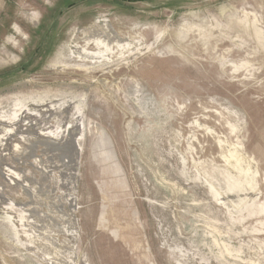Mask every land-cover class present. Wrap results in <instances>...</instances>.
<instances>
[{"label":"rangeland","instance_id":"1","mask_svg":"<svg viewBox=\"0 0 264 264\" xmlns=\"http://www.w3.org/2000/svg\"><path fill=\"white\" fill-rule=\"evenodd\" d=\"M0 264H264V0H0Z\"/></svg>","mask_w":264,"mask_h":264}]
</instances>
